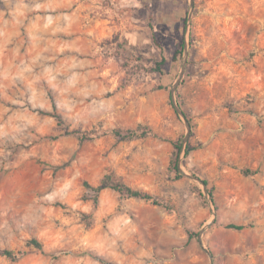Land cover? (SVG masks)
<instances>
[{
  "label": "rangeland",
  "instance_id": "374dc122",
  "mask_svg": "<svg viewBox=\"0 0 264 264\" xmlns=\"http://www.w3.org/2000/svg\"><path fill=\"white\" fill-rule=\"evenodd\" d=\"M0 264H264V0H0Z\"/></svg>",
  "mask_w": 264,
  "mask_h": 264
},
{
  "label": "trees",
  "instance_id": "16d2710c",
  "mask_svg": "<svg viewBox=\"0 0 264 264\" xmlns=\"http://www.w3.org/2000/svg\"><path fill=\"white\" fill-rule=\"evenodd\" d=\"M174 60L176 61V59ZM164 64H165V59L161 58V60L157 62L155 65L157 72H160L161 66H163ZM52 116L56 118L58 124L61 125L63 123L61 117L58 116L57 114L54 113L52 114ZM184 116H185L186 122L188 123L189 128L192 130L193 126L191 125L190 119H188V117L185 114ZM111 135L120 141H124V140L147 138L149 136H153V133L148 127L139 126L138 128L134 130H125V131L113 130L111 132ZM55 139L56 137H53L51 140H55ZM182 145L183 144L180 141L173 143L174 154L169 164V169L171 172L174 173V178L176 180L183 177V173L182 171H180L179 166H178L180 155L183 152ZM189 152H190V149H186L185 156H188ZM241 172L244 175L251 174V171L249 170H242ZM202 182L206 185L205 181H202ZM84 187L86 188V190L92 193L89 200H91L94 205L98 204V197H99L100 192L105 189H110L113 192L117 193L120 199H136V200H142L145 202H149L150 204L154 206H163L161 202H158L157 200H155L150 194L127 186L126 184L116 179L111 174L105 175L98 186L92 187L88 183H84ZM84 218H88V217H84ZM86 226L90 227L91 223L87 222ZM225 228L240 231L244 229L245 226L236 225V224H227L225 225ZM30 245L33 246L38 251L43 250V245L37 240H31ZM18 254L19 253L15 254L13 251H7V250L2 251V255L6 256L12 261H16L18 259ZM60 254H63V253H60Z\"/></svg>",
  "mask_w": 264,
  "mask_h": 264
},
{
  "label": "water",
  "instance_id": "95a60500",
  "mask_svg": "<svg viewBox=\"0 0 264 264\" xmlns=\"http://www.w3.org/2000/svg\"><path fill=\"white\" fill-rule=\"evenodd\" d=\"M175 109L181 116H183V113H182V111L180 110V108L178 106H175ZM188 129L190 130L189 126H188ZM201 184L205 187L204 183L201 182Z\"/></svg>",
  "mask_w": 264,
  "mask_h": 264
}]
</instances>
